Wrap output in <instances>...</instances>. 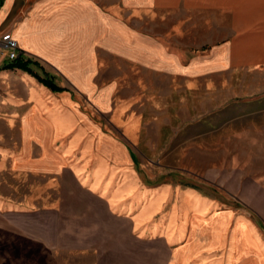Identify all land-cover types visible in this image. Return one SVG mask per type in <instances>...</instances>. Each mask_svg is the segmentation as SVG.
Listing matches in <instances>:
<instances>
[{
	"label": "crops",
	"instance_id": "crops-1",
	"mask_svg": "<svg viewBox=\"0 0 264 264\" xmlns=\"http://www.w3.org/2000/svg\"><path fill=\"white\" fill-rule=\"evenodd\" d=\"M158 12H174L158 22L177 26V31L171 30L177 40L185 39L179 32L190 24L184 19L188 13L208 12L209 35L200 36V50L187 55L171 46L165 35L141 28L147 20L156 22ZM5 33L18 41L38 76L49 73L62 89L47 86L27 69L10 67L14 60L3 45ZM97 45L129 57L144 70L176 77L181 90L207 93L205 116L210 118L197 121L210 130L216 123H235L241 127L235 137L244 138L250 122L264 124V0H0L1 264L31 259L35 264H57L58 256L117 264V221L126 224L135 242L151 235L141 234L143 227H136L131 207L117 214L125 208L117 194V168L131 170L135 153L123 138L108 133L105 123L83 111L72 92L87 97L102 116L111 107V89L94 82L96 64L91 68L92 59L85 60L95 58ZM124 105L119 104L117 121L126 122L127 136H135L137 119L130 113L127 122ZM199 136L194 133L192 140L181 134L178 145L190 143L186 151L195 155L239 153L226 146L219 150L201 145ZM203 158L207 163L194 168L200 183L164 185L167 194L155 214L167 212L166 222L152 231L161 232L170 220L174 231L167 229L145 241L172 250L167 264H187L190 249H214V245L230 249L227 264H231L235 244L238 251L243 243L239 225L245 223L264 253L259 234L264 237L259 223L264 224V177L252 175L236 159L222 165L212 157ZM68 175L89 201L92 198L93 207L98 206L89 223L86 215L59 209V187ZM123 175L127 174H120L119 180ZM107 235L112 241L108 246ZM202 255L195 259L201 261ZM205 260L203 264L225 261Z\"/></svg>",
	"mask_w": 264,
	"mask_h": 264
},
{
	"label": "rangeland",
	"instance_id": "rangeland-1",
	"mask_svg": "<svg viewBox=\"0 0 264 264\" xmlns=\"http://www.w3.org/2000/svg\"><path fill=\"white\" fill-rule=\"evenodd\" d=\"M171 13L158 12V16H154L156 22L150 23L151 20H147L148 25H143L141 28L154 34L165 35L167 40L170 39L168 43L171 46L180 47L187 55L200 50V44L202 43L198 41L200 36L203 38L209 35L208 12L203 13V15L194 14L193 12L186 15L187 17L184 19L190 24H186L184 30L179 32V37H185V39H179L180 41L172 37L171 30L177 31V26L166 27L158 22L161 18L170 19L171 15L169 14ZM77 43L79 42L77 41ZM96 48L95 58H85V60L92 59L89 61L91 66L93 64L92 67L90 66L91 68H94L96 64L97 70L95 69L92 77L94 82L100 87L105 86L111 89V107L105 111V116H102V112L98 111V108L92 105L87 97L79 96L75 90L72 92L83 111L93 114L96 120L105 123L106 131L118 138H123L135 153L133 156L136 160L132 163L133 168L131 170L127 167L117 168V172L119 171L117 175V194L118 197H122V204L125 206V208L122 207L123 210H117V214H125L126 209L131 207V212H135L136 227H143L141 234L151 233V235L145 236V240L163 235L170 230L171 220L169 224L166 223L161 232L152 231L153 228H161V223L166 222L167 212L155 214L161 208L162 200L167 194L164 185L195 186V183L199 182V172L194 168L203 167L207 163L203 157H212L222 165L225 163L231 164L236 159L252 175L264 177L263 123L250 122L251 129L246 131L248 137L244 138L235 137L236 132L241 128L240 125L235 123L228 125L225 122L216 123L213 124V126L217 125V127L215 126L216 129L210 130L207 128V124H201L197 121L200 118L202 120L210 118V116H205L208 114L206 108L209 107V101H206L209 96L207 93L191 91L188 87L186 90H181L179 89L181 83L179 86V79L176 77L158 71L144 70L139 63L132 61L129 57L117 55L112 50H107V48L100 45H97ZM43 75V78L39 76L40 79L55 84V79L49 73H43ZM63 82L72 88V83L68 79L63 80ZM119 104H125L123 112H127V122L130 113L133 118L137 119L138 128L135 136H127L126 122L117 121ZM194 133L201 134V137L198 138L201 145L212 146L219 150V147L226 146L228 149L238 150L239 153L228 155L219 152L210 156L187 153L186 150H188L190 143L182 144L180 147L178 145L182 139L181 134H184L185 139H188ZM186 142L188 141L186 140ZM123 172L127 175H123V178L119 180L118 177ZM126 176L128 177L125 178ZM94 184L97 185V183ZM104 188H106L105 185L102 189L104 190ZM114 190H116V186ZM59 192L62 198V201H59V209L68 214L86 215L84 220L88 223L93 220L95 214L93 210L98 209V206L93 207L95 204L91 201L92 198L89 201L85 195L86 192L79 190L76 183L71 181L69 175L64 178L63 185L59 187ZM106 193H108V190ZM130 202H132V206L129 205ZM117 205V208L120 209L121 204L117 202ZM105 223L106 227L109 228V222L105 220ZM259 223L264 229V224ZM239 227L243 231L241 236L243 243L238 246V251L235 244V253L231 264H264V253L258 241L255 240L256 238L249 236L245 223L240 224ZM174 229L170 231L173 232ZM249 230L259 233L253 228ZM133 231L136 233V228ZM259 234L262 236L261 240L264 244V237L261 233ZM145 240L135 242L126 224L123 221H117V264H167V256L169 253L171 256L172 250L168 251L167 247L161 243L146 242ZM111 244L112 241L109 240L107 235L106 245ZM213 248L190 249L188 253H191V255L187 264H203V260L206 261L205 259L215 260L220 257L225 260L222 264H227L230 249L221 245H214ZM208 252L211 253L206 254ZM200 254H203L201 261L195 259V256H200ZM104 257L108 263L110 261L109 254L105 253ZM56 260L57 264H65L64 261H66V264H93L92 259H88V261L76 256L73 260H70V257L58 256ZM1 262L0 259V264ZM21 264L35 263L34 259H31L30 261H23Z\"/></svg>",
	"mask_w": 264,
	"mask_h": 264
},
{
	"label": "trees",
	"instance_id": "trees-1",
	"mask_svg": "<svg viewBox=\"0 0 264 264\" xmlns=\"http://www.w3.org/2000/svg\"><path fill=\"white\" fill-rule=\"evenodd\" d=\"M32 60L30 58H25L23 56V52L21 51L19 57L17 59H15L13 61V63L9 64L10 67H19L22 69H27L30 72L34 73L37 77H39L35 71L32 69L31 65H32ZM40 78V77H39ZM42 82H44L45 84L49 85L51 88L56 89V90H61V87L55 85L54 83H52L51 81H46L45 79H40Z\"/></svg>",
	"mask_w": 264,
	"mask_h": 264
},
{
	"label": "built area",
	"instance_id": "built-area-1",
	"mask_svg": "<svg viewBox=\"0 0 264 264\" xmlns=\"http://www.w3.org/2000/svg\"><path fill=\"white\" fill-rule=\"evenodd\" d=\"M4 47L8 51V57L10 60H15L19 57L21 49L19 48L18 41L12 36L11 33H7L2 37Z\"/></svg>",
	"mask_w": 264,
	"mask_h": 264
}]
</instances>
